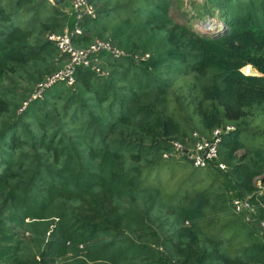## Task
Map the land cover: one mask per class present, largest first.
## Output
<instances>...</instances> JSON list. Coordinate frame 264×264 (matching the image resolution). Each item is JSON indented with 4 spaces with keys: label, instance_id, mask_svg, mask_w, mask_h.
Instances as JSON below:
<instances>
[{
    "label": "trees",
    "instance_id": "trees-1",
    "mask_svg": "<svg viewBox=\"0 0 264 264\" xmlns=\"http://www.w3.org/2000/svg\"><path fill=\"white\" fill-rule=\"evenodd\" d=\"M90 2L97 17L77 21L0 0V264H264V237L232 207L248 199L264 220V0H204L213 34L175 0ZM76 27V48L128 56L101 52L99 71L29 101L68 62L48 35ZM228 127L217 165L174 156Z\"/></svg>",
    "mask_w": 264,
    "mask_h": 264
},
{
    "label": "built area",
    "instance_id": "built-area-1",
    "mask_svg": "<svg viewBox=\"0 0 264 264\" xmlns=\"http://www.w3.org/2000/svg\"><path fill=\"white\" fill-rule=\"evenodd\" d=\"M49 1L54 5V0ZM68 2L70 3V13L77 21H81L84 16H90L94 19L97 17L95 8L90 0H68ZM81 33V29L76 27L74 31L66 29L62 34L48 35V40L56 46L60 54L67 56L68 62L62 69L54 72V74L37 84L34 91L35 93L29 101L43 99L46 93L45 91L56 84L65 83L68 86L74 85L78 68L92 66L93 69L99 71L95 64V57L101 54V52L110 53L115 59L128 56L126 52L115 47L110 41H104L102 39L96 40L86 48H76L73 44V37L75 35H81ZM138 57L139 55L137 59ZM27 103L22 109L26 108ZM234 129L235 127H228L226 131L223 129H216L211 139H207L199 132H195L192 137L193 148L186 150L185 145L181 142L178 141L173 143L174 156L178 157L180 154H186L189 161L194 164L196 168H208L217 165L222 137L225 133L233 132ZM171 156H173V154H166L165 158L169 159ZM218 166L222 170H226V165L218 164ZM232 207L236 214H243L248 222L257 225L260 233L264 237V220L260 221L256 218L255 207L248 199H233Z\"/></svg>",
    "mask_w": 264,
    "mask_h": 264
},
{
    "label": "rangeland",
    "instance_id": "rangeland-1",
    "mask_svg": "<svg viewBox=\"0 0 264 264\" xmlns=\"http://www.w3.org/2000/svg\"><path fill=\"white\" fill-rule=\"evenodd\" d=\"M175 8L172 10V14H176L179 10H185L190 13L192 19V28L199 32L204 33H218L223 28L224 24L222 20L219 19L217 15L210 16L208 13H205L203 8L204 0H175ZM67 10H70V3H66ZM244 72L248 75H255L259 72L253 67H246ZM255 72V73H254ZM188 168H191L188 166Z\"/></svg>",
    "mask_w": 264,
    "mask_h": 264
},
{
    "label": "water",
    "instance_id": "water-1",
    "mask_svg": "<svg viewBox=\"0 0 264 264\" xmlns=\"http://www.w3.org/2000/svg\"><path fill=\"white\" fill-rule=\"evenodd\" d=\"M67 2H68V0H54V5L60 7L62 5H66ZM255 75H258V74L255 73Z\"/></svg>",
    "mask_w": 264,
    "mask_h": 264
}]
</instances>
